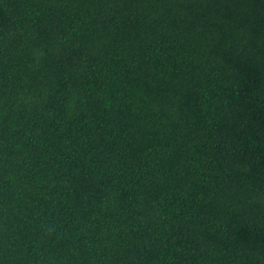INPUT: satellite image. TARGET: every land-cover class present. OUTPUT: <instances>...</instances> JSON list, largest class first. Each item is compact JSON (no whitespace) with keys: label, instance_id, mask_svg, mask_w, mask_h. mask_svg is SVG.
I'll use <instances>...</instances> for the list:
<instances>
[{"label":"trees","instance_id":"trees-1","mask_svg":"<svg viewBox=\"0 0 264 264\" xmlns=\"http://www.w3.org/2000/svg\"><path fill=\"white\" fill-rule=\"evenodd\" d=\"M0 264H264V0H0Z\"/></svg>","mask_w":264,"mask_h":264}]
</instances>
